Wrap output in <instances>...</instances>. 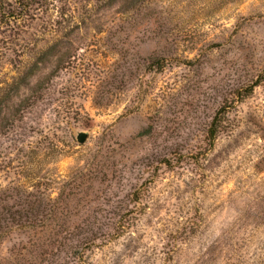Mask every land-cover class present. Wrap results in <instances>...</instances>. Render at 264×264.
I'll use <instances>...</instances> for the list:
<instances>
[{"label":"rangeland","instance_id":"rangeland-1","mask_svg":"<svg viewBox=\"0 0 264 264\" xmlns=\"http://www.w3.org/2000/svg\"><path fill=\"white\" fill-rule=\"evenodd\" d=\"M11 187L94 207L85 264H264V0H0Z\"/></svg>","mask_w":264,"mask_h":264},{"label":"trees","instance_id":"trees-1","mask_svg":"<svg viewBox=\"0 0 264 264\" xmlns=\"http://www.w3.org/2000/svg\"><path fill=\"white\" fill-rule=\"evenodd\" d=\"M255 85L238 90L236 100L249 96ZM224 113L219 110L211 123V142L223 126ZM94 211L90 204L74 202L68 193L45 202L23 187L1 188L0 244L13 235L23 239L0 264H85L86 252L103 244V222Z\"/></svg>","mask_w":264,"mask_h":264},{"label":"water","instance_id":"water-1","mask_svg":"<svg viewBox=\"0 0 264 264\" xmlns=\"http://www.w3.org/2000/svg\"><path fill=\"white\" fill-rule=\"evenodd\" d=\"M88 136V133L86 131L80 130L77 132L76 137L79 143H84L86 138Z\"/></svg>","mask_w":264,"mask_h":264}]
</instances>
